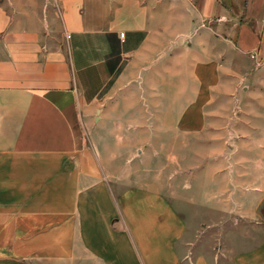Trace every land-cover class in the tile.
Wrapping results in <instances>:
<instances>
[{
    "label": "crops",
    "instance_id": "obj_1",
    "mask_svg": "<svg viewBox=\"0 0 264 264\" xmlns=\"http://www.w3.org/2000/svg\"><path fill=\"white\" fill-rule=\"evenodd\" d=\"M261 137L264 0H0V264H264Z\"/></svg>",
    "mask_w": 264,
    "mask_h": 264
},
{
    "label": "rangeland",
    "instance_id": "obj_2",
    "mask_svg": "<svg viewBox=\"0 0 264 264\" xmlns=\"http://www.w3.org/2000/svg\"><path fill=\"white\" fill-rule=\"evenodd\" d=\"M256 63V62H255ZM256 65H258V63H256ZM256 65L254 64V66H250L252 67L251 69H254L256 67ZM195 86V85H194ZM192 87L190 82H183V87H182V97H189L192 94H194V92H196V87ZM204 90V89H203ZM172 89H167V96H173L172 95ZM201 91V89H199L198 93ZM230 91H232L231 93L233 94L235 92V94L241 93L243 92L242 88H236L235 89H231ZM216 92V90H215ZM216 94V93H215ZM167 132L165 137H161L160 141L158 142L160 144V146H162V143L164 144V147L166 149L165 153H157V152H151V151H138V152H134L133 155V172L135 177L138 178H144L147 180L152 181L153 183H155V185H162L163 184L167 187H169V192H170V196H171V200L175 199L179 202H181L180 197H182L183 200H185L184 202L180 203L179 206H182L183 211L186 213L187 218L189 220V224H193V222L196 220V218L200 215V213H202L204 211V209L202 208H198L194 205L193 208L190 207L189 205V195H183L181 196L183 193L182 192H177L175 191V186L173 183H169V181L167 180H158L159 174L160 175H165L167 177L172 176L174 168H173V155L174 152L171 151V148L173 146L174 143V135L172 134V129H171V125L169 124V122L167 121ZM198 138H203L204 137H198ZM262 140H264V137H261ZM163 140V141H162ZM158 143L156 142V146L158 145ZM262 158H261V163H262V170H263V176H264V153H261ZM179 155L181 157V159L186 160L187 157L189 156L188 153L186 152H179ZM235 157L237 159H249L252 160L254 157H258V153H249V152H236L234 153ZM164 160L166 161V166H163V162ZM160 172V173H159ZM168 181V182H167ZM194 226V225H193ZM199 239H201V242L199 244V250H209L210 246H213V244L215 245V252L217 254H220L221 252V245L218 243L217 240V235L215 230L210 229V228H206L205 225L202 226V230L201 233H199Z\"/></svg>",
    "mask_w": 264,
    "mask_h": 264
},
{
    "label": "built area",
    "instance_id": "obj_3",
    "mask_svg": "<svg viewBox=\"0 0 264 264\" xmlns=\"http://www.w3.org/2000/svg\"><path fill=\"white\" fill-rule=\"evenodd\" d=\"M123 34H124V33H123V32H121V33H119V36H120V37H123Z\"/></svg>",
    "mask_w": 264,
    "mask_h": 264
}]
</instances>
